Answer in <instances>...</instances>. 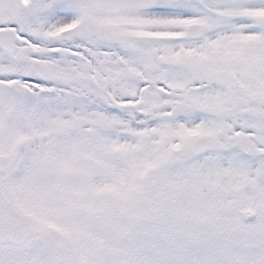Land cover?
<instances>
[{"label": "snow or ice", "instance_id": "1", "mask_svg": "<svg viewBox=\"0 0 264 264\" xmlns=\"http://www.w3.org/2000/svg\"><path fill=\"white\" fill-rule=\"evenodd\" d=\"M0 264H264V0H0Z\"/></svg>", "mask_w": 264, "mask_h": 264}]
</instances>
